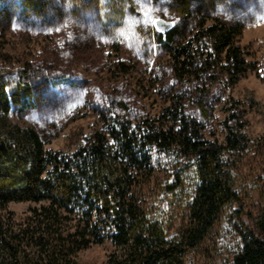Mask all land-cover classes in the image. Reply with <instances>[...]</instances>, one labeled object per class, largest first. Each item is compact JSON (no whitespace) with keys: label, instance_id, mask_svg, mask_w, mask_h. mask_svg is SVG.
Masks as SVG:
<instances>
[{"label":"trees","instance_id":"obj_1","mask_svg":"<svg viewBox=\"0 0 264 264\" xmlns=\"http://www.w3.org/2000/svg\"><path fill=\"white\" fill-rule=\"evenodd\" d=\"M73 1L97 9L102 3ZM221 1L173 0L183 24L154 35L170 58L161 90L168 96L161 111L134 118L127 105L116 100L124 115L102 114L101 126L69 152L46 148L47 141L32 128L16 126L6 136L0 134V264H80L76 255L81 250L106 240L120 248L110 254L108 264H183L184 248L167 239L160 220L149 215L136 190L140 176L153 170L154 147L165 150L181 172L187 167L193 171L187 244L198 246L226 212L241 238L229 264H264V205L250 215L253 225L241 217L238 166L257 144L246 132L243 103L229 97L233 101L223 121L224 141L205 136L204 120L215 104L212 95L217 94L219 102L226 89L253 68L239 45L244 24L218 17ZM19 3L30 14L47 10L43 0ZM121 67L124 75L130 73L123 63ZM33 68H41L55 88L48 70L33 67L30 60L17 70L14 91L9 92L10 81L0 71L1 112L13 105L21 110L36 106L32 78L38 72ZM181 174L176 172L179 184ZM12 201L35 203L16 228L3 220V210Z\"/></svg>","mask_w":264,"mask_h":264},{"label":"rangeland","instance_id":"obj_2","mask_svg":"<svg viewBox=\"0 0 264 264\" xmlns=\"http://www.w3.org/2000/svg\"><path fill=\"white\" fill-rule=\"evenodd\" d=\"M19 2L0 0V71L10 81L9 92L16 89V72L27 60L33 62V67L46 68L56 85L52 88L42 69L33 68L38 72L32 78L36 106L21 110L13 105L7 113L0 111V134L6 136L16 126L32 128L47 141L46 148L69 152L101 126L102 114L124 115L115 105L116 100L123 101L128 115L134 118L163 109L168 95L161 90L169 77L170 58L156 41L155 30L135 21L144 19L140 8L155 7L159 11L153 15L168 22L178 17L177 23L183 24L173 9V0H102L99 9L73 0H43L47 10L38 14L23 11ZM164 7L168 8L167 14ZM217 8L222 20L244 24L239 45L253 68L226 89L221 101L217 102V94L212 95L215 104L204 120L205 136L224 141L223 121L230 101L243 103L246 132L257 144L241 158L237 186L244 201L241 217L253 225L250 215L264 205V0H224ZM152 44L157 47L152 49ZM121 63L129 68V74L124 75ZM219 86H215L218 91ZM77 101V106L70 107ZM150 151L153 170L140 176L136 190L145 200L149 215L160 220L167 239L184 248L183 264H229L241 246L233 220L225 212L203 241L190 247L187 236L193 222V171L190 167L178 170L165 150L154 147ZM177 171L182 173L181 184ZM33 205L28 201L9 202L3 220L16 228ZM119 249L106 240L91 244L76 256L80 264H108L110 254Z\"/></svg>","mask_w":264,"mask_h":264},{"label":"snow or ice","instance_id":"obj_3","mask_svg":"<svg viewBox=\"0 0 264 264\" xmlns=\"http://www.w3.org/2000/svg\"><path fill=\"white\" fill-rule=\"evenodd\" d=\"M162 3H167V0H161ZM233 2H237V0H233ZM159 11V9L155 7H148V8H140L139 12L140 14L144 17L142 21H135L136 24L142 23L146 28L151 27L152 29L155 30L156 33L159 34H164L167 29L174 27L176 23L178 22L179 18L177 17L176 19L168 22L163 19H161L159 16L153 15L154 12ZM163 11L165 14L168 13V8L164 7ZM15 27V25H14ZM120 34H123V29H121ZM69 37L71 38V34H69ZM102 39H106L102 37ZM157 47L156 44H152L151 48L155 49ZM80 103V101H77L76 104L70 105V107H75ZM118 111V110H117ZM113 116L116 115L115 112L111 113ZM135 127V126H133ZM111 143H115V141H111Z\"/></svg>","mask_w":264,"mask_h":264}]
</instances>
